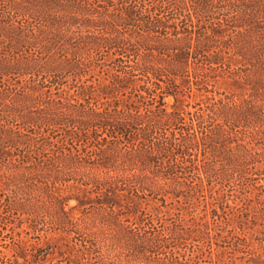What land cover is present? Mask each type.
Masks as SVG:
<instances>
[{"label": "trees", "instance_id": "obj_1", "mask_svg": "<svg viewBox=\"0 0 264 264\" xmlns=\"http://www.w3.org/2000/svg\"><path fill=\"white\" fill-rule=\"evenodd\" d=\"M263 218L264 0H0V264H222Z\"/></svg>", "mask_w": 264, "mask_h": 264}, {"label": "rangeland", "instance_id": "obj_2", "mask_svg": "<svg viewBox=\"0 0 264 264\" xmlns=\"http://www.w3.org/2000/svg\"><path fill=\"white\" fill-rule=\"evenodd\" d=\"M217 89H220L221 91H231L233 89V85L231 82L227 83L225 81H220ZM75 204V202H72L71 206ZM231 206L234 207L236 204L231 202ZM263 219H258L255 224H248L247 226H244L242 230L236 228V232L233 233L234 239L230 237L228 232L230 229L234 230L233 227L223 229L222 231H224L225 238L224 241L228 243L226 245H229L230 243L234 244L233 249L235 251L232 249L227 253L225 251L220 258H218L215 254L212 257V261L215 263L221 260L224 264H264ZM222 228L225 227L223 226ZM213 247L215 248V245Z\"/></svg>", "mask_w": 264, "mask_h": 264}]
</instances>
